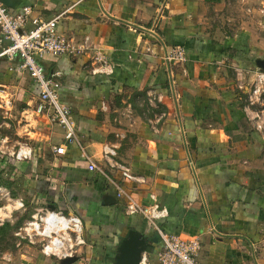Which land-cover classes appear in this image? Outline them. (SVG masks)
I'll return each mask as SVG.
<instances>
[{
	"label": "crops",
	"instance_id": "1",
	"mask_svg": "<svg viewBox=\"0 0 264 264\" xmlns=\"http://www.w3.org/2000/svg\"><path fill=\"white\" fill-rule=\"evenodd\" d=\"M5 1L12 13L31 6L33 16L58 19L59 33L89 37L88 54L42 63L61 73L60 99L86 153L103 164V147L112 146L139 178L114 171L119 196L89 171L80 146L34 114L40 92L29 74L0 62V112L26 104L18 133L37 136L18 169L48 206L82 220L86 243L71 264H115L131 230L152 246L144 264H158L159 230L198 238L199 264H264V0ZM164 45L183 47L186 61L167 64ZM98 52L109 66L94 74ZM132 203L157 218L132 213ZM63 260L41 253L17 264Z\"/></svg>",
	"mask_w": 264,
	"mask_h": 264
},
{
	"label": "built area",
	"instance_id": "2",
	"mask_svg": "<svg viewBox=\"0 0 264 264\" xmlns=\"http://www.w3.org/2000/svg\"><path fill=\"white\" fill-rule=\"evenodd\" d=\"M33 12V7L26 6L20 12L12 13L4 1L0 0V44L7 42V45L0 50V58L17 60V71L28 73L37 85L40 93L34 107V114L50 125L59 126L64 132V140L67 144L75 143L80 146L82 156L88 162V170L104 176L117 188L118 195L122 196L125 192L122 186L113 179L112 173L114 171L120 173L122 178L128 182H139V178L128 166L115 160L117 151L112 146L103 147V164L96 163L86 153L77 136L71 109L60 99L61 73H48L42 63L48 57H81L88 54L90 52L89 37L80 41L61 34L57 31L58 19L47 21L40 16H33ZM164 47L166 51L164 61L167 64H181L186 61L183 47L173 46L167 49L165 45ZM148 51L152 52L151 48ZM94 59L100 65L98 68H93L94 74L109 66L102 52H98ZM263 78L264 75H261L258 83H262ZM258 92H260L259 88L255 89L254 94ZM258 127L264 132V127ZM54 151L61 156L66 153L65 146L57 147ZM11 156L19 161H28L33 157V150L26 145L20 147L17 152H13ZM129 210L132 213H141L150 220L157 218L152 208L149 207L132 203L129 205ZM48 220L51 224H48ZM34 223L37 227L32 225ZM29 227L34 236L42 237L44 244L41 252L48 258H71L86 243L83 238L82 220L75 215H65L49 209L45 217L36 219V222L29 224ZM159 235L162 248L158 253V264H199L198 257L202 244L198 238L170 235L161 230H159ZM140 264H144V260Z\"/></svg>",
	"mask_w": 264,
	"mask_h": 264
},
{
	"label": "rangeland",
	"instance_id": "3",
	"mask_svg": "<svg viewBox=\"0 0 264 264\" xmlns=\"http://www.w3.org/2000/svg\"><path fill=\"white\" fill-rule=\"evenodd\" d=\"M154 40L159 46L160 39ZM6 45L7 42L2 47ZM10 70L17 74L23 73L17 71V65H13ZM4 108H2L3 112H0V182L2 184L0 186V227L5 222H9L12 228L6 230L4 240L0 243V264H17L23 260L36 258L42 253L44 241L42 237L34 236L29 224L36 222V219L42 216L45 217L49 208L44 200L31 192L30 181H28L30 179L18 169L17 164L22 161L11 156L13 152H17L26 144L33 146L32 142L37 138L36 135H28L27 131L26 134H20L17 130L25 125L23 122L25 117L21 116L20 111L26 109L27 105L21 103L16 107L9 105L6 109ZM31 121L34 126L35 122L33 119ZM6 136L8 139H5Z\"/></svg>",
	"mask_w": 264,
	"mask_h": 264
},
{
	"label": "water",
	"instance_id": "4",
	"mask_svg": "<svg viewBox=\"0 0 264 264\" xmlns=\"http://www.w3.org/2000/svg\"><path fill=\"white\" fill-rule=\"evenodd\" d=\"M3 1L8 6V3L5 0ZM257 67L264 71V61L257 62ZM48 208L52 211H56L54 205L50 204ZM151 247L152 246L140 233L131 230L122 240L118 248L115 264H140L143 259V254L148 253ZM73 262H75L73 257L63 260V264H71Z\"/></svg>",
	"mask_w": 264,
	"mask_h": 264
},
{
	"label": "trees",
	"instance_id": "5",
	"mask_svg": "<svg viewBox=\"0 0 264 264\" xmlns=\"http://www.w3.org/2000/svg\"><path fill=\"white\" fill-rule=\"evenodd\" d=\"M185 50V49H184ZM186 55V54H185ZM1 61H10L8 58H6V57H3V58H0V62ZM17 65L18 64V61L16 60V61H11V65ZM61 102L62 103H64L63 102V100L61 99ZM2 184H1V182H0V186H1ZM12 228V226H11V224L9 223V222H5L1 227H0V243H2L3 242V238L5 237V235H6V230L7 229H11Z\"/></svg>",
	"mask_w": 264,
	"mask_h": 264
},
{
	"label": "bare ground",
	"instance_id": "6",
	"mask_svg": "<svg viewBox=\"0 0 264 264\" xmlns=\"http://www.w3.org/2000/svg\"><path fill=\"white\" fill-rule=\"evenodd\" d=\"M50 218H51V217H50ZM48 224H51V221H50V220H48ZM32 225H35V226L37 227L36 223H34V224H32ZM47 229H48V227H47ZM56 243H58V242H56Z\"/></svg>",
	"mask_w": 264,
	"mask_h": 264
}]
</instances>
